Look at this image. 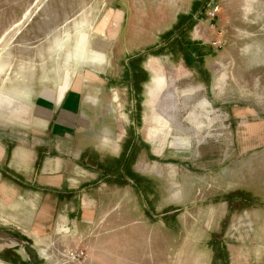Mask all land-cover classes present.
Masks as SVG:
<instances>
[{"label":"rangeland","instance_id":"374dc122","mask_svg":"<svg viewBox=\"0 0 264 264\" xmlns=\"http://www.w3.org/2000/svg\"><path fill=\"white\" fill-rule=\"evenodd\" d=\"M119 4L122 27L109 21L105 33L103 23ZM214 4L220 9L211 19ZM181 15L185 24L177 26ZM85 34L91 43L79 54L89 60L77 52ZM119 35L122 43H113ZM96 40L108 44L97 47ZM161 48L165 70L153 61V84L143 83L140 92L139 164L169 169L149 186L158 194L168 186V212L218 213L220 260L264 264V188L257 183L259 173L264 182V0H0V132L14 140L35 136L12 120L22 109L17 80L34 78L23 69L51 66L61 72L57 84L66 71L75 73L68 76L74 84H87L88 71L102 66L95 86H112L108 93L121 95L124 105L127 89L109 81L123 70L124 53L151 59ZM39 93L25 92L26 107ZM149 95L163 104L152 106ZM155 114L160 119L152 125ZM147 174L149 180L156 175Z\"/></svg>","mask_w":264,"mask_h":264},{"label":"crops","instance_id":"0c3cea01","mask_svg":"<svg viewBox=\"0 0 264 264\" xmlns=\"http://www.w3.org/2000/svg\"><path fill=\"white\" fill-rule=\"evenodd\" d=\"M113 10L103 23L104 30L112 26L109 21L122 27L124 7L115 5ZM185 20L181 15L177 26ZM83 37L87 40L79 39L78 57L79 48L85 53L91 43L88 34ZM117 39L114 36L113 43H122ZM95 43L97 47L108 44ZM161 50L151 59L138 52L124 53L123 70L114 71L117 77L109 79L110 85L127 89L124 105L121 95L108 93L112 86L104 90L95 86L105 69L102 66L88 71L87 84L80 80L74 84L68 76L75 73L70 71L57 84L54 79L61 72L51 66L23 69V75L34 78L17 80L22 109L12 120L18 119L35 136L24 134L14 140L0 132V257L4 264H253L244 257L241 262L220 260L218 213L168 212L169 199L164 196L168 186L158 194L156 186L149 185L156 184V176L164 179L169 168L139 164L143 148L137 125L144 101L140 92L143 83L151 81L150 88L153 84V61L161 64V72L165 70L158 60ZM38 89L33 106L26 107L25 92ZM149 99L152 106L163 104L160 97L155 104L150 95ZM159 117L153 115L151 124L156 125L152 121ZM6 119L10 123V116ZM152 152L159 155L155 149ZM147 173L156 175L149 180ZM260 178L259 173L258 187L264 188ZM149 190L158 195H150ZM172 217L176 222H170ZM72 249L86 251L87 258L63 260V253Z\"/></svg>","mask_w":264,"mask_h":264},{"label":"built area","instance_id":"2783aa9c","mask_svg":"<svg viewBox=\"0 0 264 264\" xmlns=\"http://www.w3.org/2000/svg\"><path fill=\"white\" fill-rule=\"evenodd\" d=\"M219 6H216V4L214 5H210V7L207 10V14L211 19H215L218 15L219 12ZM87 252L84 250H80V249H72V250H68L65 251L63 253V260H72V261H83L87 258Z\"/></svg>","mask_w":264,"mask_h":264}]
</instances>
